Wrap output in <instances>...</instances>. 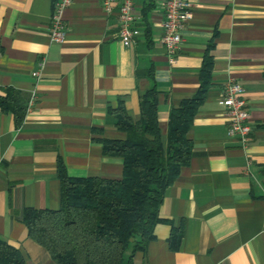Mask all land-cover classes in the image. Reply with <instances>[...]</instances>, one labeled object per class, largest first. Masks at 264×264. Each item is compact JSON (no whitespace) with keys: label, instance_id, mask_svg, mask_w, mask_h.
<instances>
[{"label":"crops","instance_id":"obj_1","mask_svg":"<svg viewBox=\"0 0 264 264\" xmlns=\"http://www.w3.org/2000/svg\"><path fill=\"white\" fill-rule=\"evenodd\" d=\"M55 0H0V97L36 96L20 126L0 110V241L24 264H57L28 237L25 208L60 207L58 162L72 178H122L103 141H124L109 109L140 119L141 96L154 90L165 142L172 109L209 84L187 138L191 157L166 189L153 239L133 264H264V0H190L191 19L170 59L161 42L165 0H133L141 35L117 37V4L72 0L62 12V43L50 39ZM38 72L34 79L32 72ZM243 88L250 135H227L221 100L227 82ZM182 231L175 249L171 233Z\"/></svg>","mask_w":264,"mask_h":264},{"label":"trees","instance_id":"obj_2","mask_svg":"<svg viewBox=\"0 0 264 264\" xmlns=\"http://www.w3.org/2000/svg\"><path fill=\"white\" fill-rule=\"evenodd\" d=\"M210 70L205 59L196 95L170 111L165 142L158 127L154 90L141 96L137 122L121 104L109 109L126 139L103 141V154L122 159L121 179L72 178L58 162L60 207L22 212L28 237L57 264H133L134 253L145 250L160 221L164 193L191 157L187 134L204 99ZM26 107L15 90L6 89L0 97V110L12 113L16 126L21 125ZM181 234V229L171 233L170 248L175 249ZM0 264H24V259L16 248L0 241Z\"/></svg>","mask_w":264,"mask_h":264},{"label":"built area","instance_id":"obj_3","mask_svg":"<svg viewBox=\"0 0 264 264\" xmlns=\"http://www.w3.org/2000/svg\"><path fill=\"white\" fill-rule=\"evenodd\" d=\"M71 2L72 0H55L52 5L49 35L53 42L62 43L64 40L65 26L61 14ZM114 4H117L119 23L117 37L123 46L129 47L141 35L140 29L136 26L133 0H102V7L106 12H110ZM191 15L190 0H165L161 42L170 59L175 57L179 49L183 30ZM31 76L38 79V72H32ZM242 95L243 88L229 81L224 87L221 105L227 119V135L238 138L242 146H245L251 130ZM35 100L36 96L32 94L27 101L26 110L33 106Z\"/></svg>","mask_w":264,"mask_h":264}]
</instances>
